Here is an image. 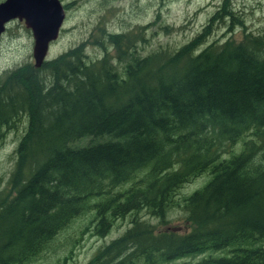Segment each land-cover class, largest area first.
Wrapping results in <instances>:
<instances>
[{
	"label": "trees",
	"instance_id": "1",
	"mask_svg": "<svg viewBox=\"0 0 264 264\" xmlns=\"http://www.w3.org/2000/svg\"><path fill=\"white\" fill-rule=\"evenodd\" d=\"M240 18L222 0L175 50L139 55L140 34L99 31V59L76 46L0 75V144L24 126L0 264H29L80 219L98 237L129 221L86 264H264V31L209 39ZM173 209L184 231L155 225Z\"/></svg>",
	"mask_w": 264,
	"mask_h": 264
},
{
	"label": "rangeland",
	"instance_id": "2",
	"mask_svg": "<svg viewBox=\"0 0 264 264\" xmlns=\"http://www.w3.org/2000/svg\"><path fill=\"white\" fill-rule=\"evenodd\" d=\"M222 0H59L64 8V19L58 36L47 49L45 60L81 46L89 59H99L100 47L95 45L101 33L140 34L142 40L133 39L139 55L161 48L175 50L194 37L205 25L208 17ZM242 25L231 30L221 24L212 29L211 40L240 41L244 34H259L264 31V0H228ZM101 31V33L99 32ZM103 43V41H101ZM106 48H109L106 46ZM32 38L22 22L12 20L5 25L0 35V75L24 63L33 64L31 57ZM110 56L114 54L108 51ZM123 63V61H122ZM116 65H118L116 63ZM120 65V64H119ZM23 123L13 132H8L0 144V195L9 191L8 179L14 163V148L23 129ZM204 177L186 184L180 195H187L199 188ZM144 220H148V217ZM178 209L168 212L166 223L157 225L161 230H185ZM129 221H117L103 237L92 233L85 219L73 221L59 234L48 250L29 264H86L96 249L117 237ZM154 224V220H151ZM173 264V263H172Z\"/></svg>",
	"mask_w": 264,
	"mask_h": 264
},
{
	"label": "water",
	"instance_id": "3",
	"mask_svg": "<svg viewBox=\"0 0 264 264\" xmlns=\"http://www.w3.org/2000/svg\"><path fill=\"white\" fill-rule=\"evenodd\" d=\"M64 19L59 0H3L0 2V35L5 25L16 20L22 22L32 38L33 67L38 68L47 54L48 46L55 41Z\"/></svg>",
	"mask_w": 264,
	"mask_h": 264
},
{
	"label": "flooded vegetation",
	"instance_id": "4",
	"mask_svg": "<svg viewBox=\"0 0 264 264\" xmlns=\"http://www.w3.org/2000/svg\"><path fill=\"white\" fill-rule=\"evenodd\" d=\"M3 1V0H2ZM63 10H64V8H63Z\"/></svg>",
	"mask_w": 264,
	"mask_h": 264
}]
</instances>
